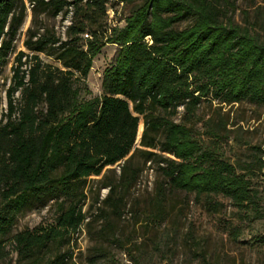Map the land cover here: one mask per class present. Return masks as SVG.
Here are the masks:
<instances>
[{"label": "trees", "instance_id": "1", "mask_svg": "<svg viewBox=\"0 0 264 264\" xmlns=\"http://www.w3.org/2000/svg\"><path fill=\"white\" fill-rule=\"evenodd\" d=\"M114 2L133 6L122 25L108 26ZM28 10L24 45L34 53L16 54L0 120V261L12 244L15 264L71 262L73 234L91 223L83 211L89 177L102 174L101 186L109 189L94 202L119 211L124 195L117 190L137 181L139 152L156 159L164 177L153 208L142 211L153 221L164 219L166 188L215 208L223 197L251 218L264 217L252 181L256 170L263 172L261 146H252V161L231 162L216 146L220 123L205 121L210 143L187 123L204 102L217 109L243 101L264 105V15L260 32L255 20H234V0H0V72ZM58 14L69 15L64 34L46 21ZM107 43L116 48L103 70L102 92L93 95L86 78ZM39 52L58 64L45 63ZM115 164L119 174L110 167ZM49 203L52 223L14 230L19 214ZM97 208L105 222L98 237L119 245L105 209ZM93 251L92 263L101 257L113 263L102 245Z\"/></svg>", "mask_w": 264, "mask_h": 264}, {"label": "rangeland", "instance_id": "2", "mask_svg": "<svg viewBox=\"0 0 264 264\" xmlns=\"http://www.w3.org/2000/svg\"><path fill=\"white\" fill-rule=\"evenodd\" d=\"M236 10L234 20L241 24L257 21L256 28L263 32L260 16L264 15V0H234ZM133 3L114 2L107 9V25H122L123 18L132 8ZM245 12H248L245 15ZM31 12L27 15L13 41L12 50L0 72V120L6 110V88L12 84V65L16 54L24 51L28 55L34 53L26 48L24 39L30 25ZM54 25L60 34H64L69 15L58 14L46 19ZM116 45L107 43L94 57L92 67L86 82L93 95L102 92L101 81L104 68L109 64ZM39 57L45 63L58 64L52 56L39 52ZM25 58V56H23ZM19 96V92L15 93ZM183 109L179 108L174 119L179 121ZM196 120V121H195ZM193 126L194 133L205 143H210L212 137L206 120L210 123H220V133L223 135L216 143L222 157L231 162H249L254 159L253 145H260L264 150V105H256L243 101L233 105L216 108L204 102L197 111ZM143 130L142 116L137 129L135 146L139 145ZM264 157V153L258 152ZM133 164L138 167L139 176L128 189H118L117 194L124 195V204L119 211L95 203L98 197L103 199L109 189L101 186V175L90 176L88 179V199L83 205V211L88 213L91 223L87 227L81 224L73 234L70 246L73 248L71 262L67 264H264V217L251 218L223 197H216L220 205L215 208L207 204L204 198L196 199L193 193L182 190L165 191L163 205L165 216L161 222L153 221L146 216L143 209L153 208L152 202L157 192L165 188L164 177L156 159L145 160V155L139 152L134 157ZM116 174L120 166L112 165ZM112 177V171H106ZM106 181V180H103ZM253 184L262 196L261 206H264V168L263 172L256 170L252 178ZM92 203V204H91ZM101 205L110 219L111 229L119 236V245L98 237V230L104 222V217L98 210ZM54 207L51 203L37 209L27 210L18 215L14 230L32 229L40 224L53 222ZM101 215V216H99ZM87 218V219H88ZM102 245L110 255L113 263L106 258H98L92 263L89 257L95 246ZM8 256L0 264H15L16 252L13 245L8 244Z\"/></svg>", "mask_w": 264, "mask_h": 264}]
</instances>
